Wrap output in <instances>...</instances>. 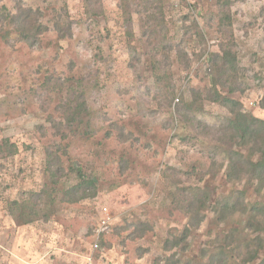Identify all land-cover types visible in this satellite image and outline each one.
<instances>
[{
    "label": "rangeland",
    "instance_id": "obj_1",
    "mask_svg": "<svg viewBox=\"0 0 264 264\" xmlns=\"http://www.w3.org/2000/svg\"><path fill=\"white\" fill-rule=\"evenodd\" d=\"M229 3L0 0L64 22L34 45L0 39V141L18 148L0 154V264L264 261V217L226 208L264 199L230 172L241 150L212 101L264 120V0ZM75 88L86 111L68 128ZM71 167L95 183L84 199Z\"/></svg>",
    "mask_w": 264,
    "mask_h": 264
},
{
    "label": "trees",
    "instance_id": "obj_2",
    "mask_svg": "<svg viewBox=\"0 0 264 264\" xmlns=\"http://www.w3.org/2000/svg\"><path fill=\"white\" fill-rule=\"evenodd\" d=\"M229 1L230 0H227V4L224 7L225 11L230 9ZM225 18L228 20L230 17L226 14ZM63 24L64 22L62 20L55 18L53 20L52 28H50L45 22V15L40 10L34 11L32 8L23 7L10 9L6 6L0 8V39H2L4 43H8L10 39H14L19 43H29L34 45L41 41V36H45L49 32L59 33L60 31H63ZM231 58L232 57L229 53H224L223 61L232 69L235 67V64L231 61ZM70 97H72L70 104H73L74 106H69L70 112L67 117L68 128L75 126L79 127L83 124V121L80 119L77 120L75 117L77 115H82L84 113L83 111H86L84 94L75 88L71 91ZM212 101L230 108L231 118L228 122L231 130L230 136L233 140H238V142H236V146L242 151L233 152L229 156L232 163L230 166V172L236 175H249L251 184L256 186L254 189L255 194L264 199V120L258 119L253 115L244 112L238 101L229 97H223L217 90L214 91ZM17 153V145L12 143L9 139L0 141L1 155L4 157H12ZM52 167L53 166L51 164H48L47 168L49 170L46 173H51L53 179L56 180L58 177H65L66 174H63L64 170L61 165L58 166L57 172H54ZM70 173L76 176L78 182L67 191H70L75 195L83 193L81 199H84L87 197L85 194L86 190L95 188L93 179L86 175L81 167H71ZM244 198L245 195L243 193H239L237 198L228 203L226 208L232 210L233 214L242 216L249 214L253 215V218L258 216L264 217V204H262V202L248 204L244 201ZM17 206V201L11 203L12 209ZM178 208H180L179 205ZM30 221L31 220H29V222ZM188 233L189 230L186 229V237ZM262 234V237H257L259 242L264 241V232H262ZM258 251L259 250L253 252L255 257L258 255ZM252 256L253 255H250L249 260H251ZM220 259L221 260L220 262L218 261V264L227 263L226 257H222ZM254 259L255 258L251 261ZM260 264H264V261Z\"/></svg>",
    "mask_w": 264,
    "mask_h": 264
}]
</instances>
